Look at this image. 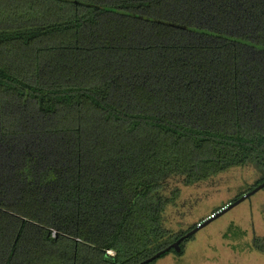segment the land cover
Wrapping results in <instances>:
<instances>
[{
	"label": "trees",
	"instance_id": "1",
	"mask_svg": "<svg viewBox=\"0 0 264 264\" xmlns=\"http://www.w3.org/2000/svg\"><path fill=\"white\" fill-rule=\"evenodd\" d=\"M239 167L230 204L264 183V0H0V264H143L198 228L171 181Z\"/></svg>",
	"mask_w": 264,
	"mask_h": 264
},
{
	"label": "rangeland",
	"instance_id": "2",
	"mask_svg": "<svg viewBox=\"0 0 264 264\" xmlns=\"http://www.w3.org/2000/svg\"><path fill=\"white\" fill-rule=\"evenodd\" d=\"M258 178L254 168L239 167L192 187L177 179L171 181L165 194L169 195L173 187H179L181 194L177 206L167 210V225L175 232L198 225ZM254 236H264V189L198 229L186 243L183 255L171 253L156 264H264V255L252 248Z\"/></svg>",
	"mask_w": 264,
	"mask_h": 264
},
{
	"label": "water",
	"instance_id": "3",
	"mask_svg": "<svg viewBox=\"0 0 264 264\" xmlns=\"http://www.w3.org/2000/svg\"><path fill=\"white\" fill-rule=\"evenodd\" d=\"M264 189V183H262L261 185L257 186L255 189H253L251 192H249L248 194H246L245 196H243L241 199H239L238 201L231 203L229 205H227L222 212H220L219 215H222L224 213H226L227 211H229L230 209L234 208L236 205H238L239 203H241L242 201H244L245 199L251 197L252 195L256 194L257 192H259L260 190ZM210 222V221H209ZM209 222L205 223L203 226L207 225ZM203 226H199L197 229L189 232L188 234H186L185 236H183L182 238H180L178 241H176L175 243H173L171 246H169L168 248H166L165 250L159 252L158 254H156L155 256H153L152 258H150L149 260H146L143 264H147L150 263L151 261L160 258L163 254H165L167 251L174 249L177 253H181L182 252V248H181V244L189 239L190 237L194 236L195 233L198 231V229L202 228Z\"/></svg>",
	"mask_w": 264,
	"mask_h": 264
},
{
	"label": "built area",
	"instance_id": "4",
	"mask_svg": "<svg viewBox=\"0 0 264 264\" xmlns=\"http://www.w3.org/2000/svg\"><path fill=\"white\" fill-rule=\"evenodd\" d=\"M224 208L216 211V212H213L212 214H210L206 219L202 220L201 222L198 223V226H203L205 223L209 222V221H212L213 219H216L220 212H222Z\"/></svg>",
	"mask_w": 264,
	"mask_h": 264
},
{
	"label": "clouds",
	"instance_id": "5",
	"mask_svg": "<svg viewBox=\"0 0 264 264\" xmlns=\"http://www.w3.org/2000/svg\"><path fill=\"white\" fill-rule=\"evenodd\" d=\"M225 208V207H224Z\"/></svg>",
	"mask_w": 264,
	"mask_h": 264
}]
</instances>
